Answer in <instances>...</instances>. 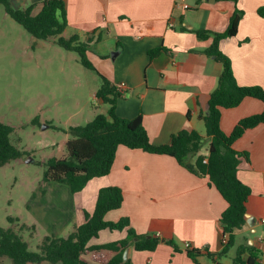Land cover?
<instances>
[{
  "label": "crops",
  "instance_id": "1",
  "mask_svg": "<svg viewBox=\"0 0 264 264\" xmlns=\"http://www.w3.org/2000/svg\"><path fill=\"white\" fill-rule=\"evenodd\" d=\"M41 1L10 0L19 8L32 5L33 14ZM63 1L67 18L63 36L78 35L89 41L88 58L95 68L126 90L125 97L116 101L115 113L132 118L141 110L153 145L168 143L181 129L205 134L200 115L206 112L222 65L203 52L211 37L199 39L194 30L222 32L235 6L244 12L237 33L221 39L219 47L231 59L240 85L264 89V0ZM160 46L166 50L150 58L148 51ZM113 51L117 55L111 58ZM96 100L104 104L102 113H106L107 104ZM262 109L261 100L245 97L237 106L221 110L220 127L230 133L240 118ZM233 148L247 154L237 177L251 189L246 217L253 223L237 231V242L262 246L264 264V122L246 129ZM109 185L121 189L123 201L105 219L127 217L137 234L159 237L154 250L124 248L126 264H235L233 248L217 255L225 238L219 217L227 202L207 177L190 172L169 155L119 145L108 174L90 179L77 193L65 183L49 181L33 201L34 212L51 235L59 236L84 221L83 211L92 212L98 189ZM125 235V230L103 229L89 245L117 241ZM185 242L199 253L191 257ZM113 255L108 249H94L82 258L89 264H106ZM242 257L246 259L247 254Z\"/></svg>",
  "mask_w": 264,
  "mask_h": 264
},
{
  "label": "trees",
  "instance_id": "2",
  "mask_svg": "<svg viewBox=\"0 0 264 264\" xmlns=\"http://www.w3.org/2000/svg\"><path fill=\"white\" fill-rule=\"evenodd\" d=\"M0 5L33 38L53 40L65 50L76 52L80 63L95 70L101 80L95 97L107 104L106 113H99L84 124L69 127V137L65 143L67 156L48 160L44 181L65 183L72 193H77L90 179L109 173L119 145L169 155L190 172L207 177L227 202L219 217L225 240L217 255L223 256L233 248L232 260L235 264H262V246L237 242V231L247 225L246 204L251 189L237 177L241 159L247 154L235 150L233 143L246 129L264 122V89L259 85H240L233 73L231 59L219 47L221 39L236 35L244 14L242 9L235 6L222 32L194 30L199 39L211 37L210 45L203 52L222 65L216 87L209 94L206 112L200 115L205 134L181 129L171 136L168 143L153 145L143 125L141 110L132 118L121 117L115 113L116 101L125 97L126 90L117 87L95 68L88 58L89 41L78 35L63 36L67 27L63 0H42L36 14L32 13V5L19 8L13 6L10 0H0ZM165 50L160 46L150 49L148 54L153 58ZM245 97L261 100L262 111L240 118L230 133L223 132L220 127L221 110L237 106ZM12 130V126L0 122V166L23 155L10 141ZM202 146L205 147V153L198 154ZM122 201V191L118 186L100 187L92 212L83 211L84 221L74 227L66 237L45 236L38 252L29 251L26 242L16 232L0 227V256L8 257L14 264H38L44 261L89 264L82 258L84 253L94 249H108L115 252V255L106 264H126L122 261L124 248L132 245L136 250H154L159 243V237L137 234L127 217L116 221L105 219L106 213L119 208ZM103 229L125 230L126 235L117 241L90 246V240ZM169 243L174 246L172 241ZM187 253L194 257L199 250L190 249ZM243 254H247L246 259H243Z\"/></svg>",
  "mask_w": 264,
  "mask_h": 264
},
{
  "label": "rangeland",
  "instance_id": "3",
  "mask_svg": "<svg viewBox=\"0 0 264 264\" xmlns=\"http://www.w3.org/2000/svg\"><path fill=\"white\" fill-rule=\"evenodd\" d=\"M38 41L0 5V122L12 126L10 141L23 153L0 166V227L16 232L31 252L51 235L33 202L49 184L43 180L48 160L66 157L69 127L92 120L104 107L94 96L97 72L83 66L76 52ZM204 153L202 146L198 154ZM0 264L14 263L0 256Z\"/></svg>",
  "mask_w": 264,
  "mask_h": 264
},
{
  "label": "water",
  "instance_id": "4",
  "mask_svg": "<svg viewBox=\"0 0 264 264\" xmlns=\"http://www.w3.org/2000/svg\"><path fill=\"white\" fill-rule=\"evenodd\" d=\"M115 55H117V51H113V52H111V58H113ZM246 222H247V224L250 225V226L253 225V223H252L250 217H247ZM150 236H151V235H146V237H150ZM136 239H137V238H134V240H136Z\"/></svg>",
  "mask_w": 264,
  "mask_h": 264
},
{
  "label": "built area",
  "instance_id": "5",
  "mask_svg": "<svg viewBox=\"0 0 264 264\" xmlns=\"http://www.w3.org/2000/svg\"><path fill=\"white\" fill-rule=\"evenodd\" d=\"M183 6H184L185 8L189 7V5L186 4V3H184ZM172 25H173V24L170 23V26H172ZM224 240H225V238H224ZM224 240H223V241H224ZM184 247H185L186 249H190V248H191V245H190V243L185 242V243H184Z\"/></svg>",
  "mask_w": 264,
  "mask_h": 264
}]
</instances>
